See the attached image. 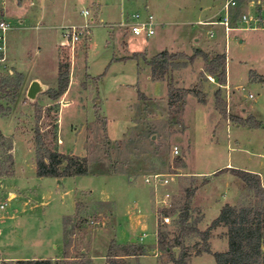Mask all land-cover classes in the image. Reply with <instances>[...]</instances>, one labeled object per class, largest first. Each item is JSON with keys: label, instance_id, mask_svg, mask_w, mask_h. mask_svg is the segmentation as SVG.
<instances>
[{"label": "rangeland", "instance_id": "rangeland-1", "mask_svg": "<svg viewBox=\"0 0 264 264\" xmlns=\"http://www.w3.org/2000/svg\"><path fill=\"white\" fill-rule=\"evenodd\" d=\"M226 1L0 0V18L13 25L0 78L24 75L15 102L12 87L0 91L1 102L11 108L0 117V131L7 134V140L0 138V167L10 165V140L14 158L13 172H1L5 175L0 178V264L31 258L108 264L109 246L131 241L145 246L141 264H174L158 248V230L184 238L192 252L190 264H217L212 254L195 252V246L206 244L183 234L174 224L176 215L190 214L193 224L216 199L264 214V200L223 169L259 173L264 184V128L229 117L253 115L264 122V81L257 78L264 75V30L242 29L239 21L244 12L262 9L258 0H238L227 36L220 23ZM147 8L160 23L156 34L148 40L133 37L124 23L133 12ZM84 9L90 10L89 26L78 42L64 43L66 26L80 29L88 20ZM23 16L25 23L20 22ZM197 48L211 55L226 53L225 85L209 79L201 57L171 70L164 80L151 78L146 61L153 55L165 49L192 55ZM136 52L139 55L131 58ZM61 60L70 61V83L65 94L53 100L49 92L58 87ZM36 78L42 89L31 98L27 80ZM170 82L191 90L184 105L179 101L170 106ZM224 102L226 115L220 112ZM37 128L52 148L86 157L89 173L38 176ZM217 168L223 170L207 178L192 174ZM152 173L174 175L168 186L173 193L170 209L157 207L153 189L145 182ZM11 191L17 197L8 200ZM164 214L173 218L169 225L160 222ZM210 224L198 226L205 230ZM225 236L227 228L216 227L209 243L224 250ZM174 253L178 256L180 248ZM125 258L136 264L135 258Z\"/></svg>", "mask_w": 264, "mask_h": 264}, {"label": "trees", "instance_id": "trees-1", "mask_svg": "<svg viewBox=\"0 0 264 264\" xmlns=\"http://www.w3.org/2000/svg\"><path fill=\"white\" fill-rule=\"evenodd\" d=\"M139 55L137 52L131 57ZM201 57L205 63V72L209 73L217 79L220 85L227 83V55L226 53H216L211 55L209 52L201 48L195 49L192 55L184 52H171L167 49L153 55L146 62L151 69V78L155 81L164 80L171 70L181 67H186L194 63L196 58ZM71 64L68 60H61L58 66V87L49 92V96L53 100L59 99L65 94L70 83ZM253 73L251 74V76ZM264 81V75L258 76ZM24 84V75L19 72L15 78H0V91L12 87L14 96L12 101L15 102L18 96V91ZM191 93L187 88H177L172 82L168 85V96L170 106L181 101L182 105L186 102V97ZM195 93V92H194ZM139 96L146 98L144 92H139ZM217 107L222 104L221 89L215 91ZM0 97V116L8 115L11 111L9 106H4ZM202 101V100H201ZM224 101V100H223ZM203 102V101H202ZM225 104V102H224ZM59 106L57 105V111ZM220 112L226 115V104L220 107ZM234 122L241 125H249L250 127H263L264 123L255 118L253 115L247 118L240 116H229ZM58 118L56 119V122ZM36 144V171L37 175L52 176L62 178L66 176L85 175L89 173V165L86 157H81L75 154H65L57 149L52 148L46 141L44 134L37 128L35 130ZM0 138L7 140V137L0 131ZM12 140L8 149V160L10 165L7 168L0 167V172L11 174L13 172L14 158L11 154ZM230 169L232 173L243 180L246 186L253 190L256 196L264 200V187L261 182V177L258 173L242 170L238 168H223ZM221 169V170H223ZM219 170V171H221ZM217 171V172H219ZM216 172V173H217ZM197 220L192 224L191 215L181 211L176 215L174 224L180 227L183 234L199 237L204 244H209L212 235V230L219 226L227 228L228 249L223 253L224 256L214 254L217 264H264V214L253 208H245L241 206L231 205L226 203L220 210L219 215L205 229L201 230ZM158 248L166 251L174 264H190L189 259L192 255L190 246L186 244L184 238L174 236L168 237V232L158 230L157 233ZM179 247L180 253L178 256L174 253V248ZM195 252L200 255L202 252H208L207 248L194 247ZM145 246L137 241H131L128 244L119 245L113 242L107 251L106 260L108 264H131L126 260V256L133 257L136 264H141L139 258L145 255ZM61 260L52 258L40 259H17L13 264H61ZM65 264H93L91 259H81L79 262H64Z\"/></svg>", "mask_w": 264, "mask_h": 264}, {"label": "built area", "instance_id": "built-area-1", "mask_svg": "<svg viewBox=\"0 0 264 264\" xmlns=\"http://www.w3.org/2000/svg\"><path fill=\"white\" fill-rule=\"evenodd\" d=\"M257 4L261 5L259 7L262 9V12H244L239 20L240 23L243 24L242 29L264 30V3H262V0H258ZM237 5L238 0H227L222 7L223 14L220 23L224 25L227 36L230 30L233 29L231 27L233 14L232 10ZM82 14L84 18H88V20L84 24L79 25L80 29H78L76 25L66 26L63 32L64 43L69 44L70 42H78L83 31L89 26L90 10L84 9ZM124 25L127 32L133 37H140L144 40H148L156 34V28L160 25V23L157 21L154 14L149 11V8H147L146 12H133ZM12 28L13 25L10 22H8L5 18H0V61L5 60L7 33ZM208 77L211 81H215L212 75H208ZM174 151L175 153H179L177 147ZM174 179V175L169 173H152L146 176L145 182L152 187L155 196V203L158 208L170 209L172 207L173 193L168 190V186ZM162 188L166 189L161 190ZM1 207H3V205ZM172 221V216L167 214H164L160 220L162 225H169Z\"/></svg>", "mask_w": 264, "mask_h": 264}, {"label": "crops", "instance_id": "crops-1", "mask_svg": "<svg viewBox=\"0 0 264 264\" xmlns=\"http://www.w3.org/2000/svg\"><path fill=\"white\" fill-rule=\"evenodd\" d=\"M20 22L21 23H25V22H27V18L25 17V16H23L22 18H20ZM242 40V39H241ZM138 51H141V50H138ZM128 58H130V57H128ZM127 58V59H128ZM150 72H151V69H150ZM259 76H260V74H258ZM258 78V77H257ZM28 81H30V85H29V88H30V86H31V84H32V82L33 81H38L40 84H41V86H42V82H41V79H34V80H27V83H28ZM227 82H228V77H227ZM229 84V83H228ZM243 110H245V109H243ZM0 117H2V116H0ZM263 122V121H262ZM264 123V122H263ZM4 134V133H3ZM5 136H7V134H4ZM227 168V167H226ZM231 168H233V167H231ZM217 171H219V168H217V169H214L213 171H211V172H208V173H200V172H197V173H192L193 175H195V176H197V177H210L211 175H214V174H216V172ZM227 171H231L230 169H227ZM256 173V172H255ZM259 174V173H258ZM5 174H3V173H1L0 172V178H2L3 176H4ZM260 175V174H259ZM260 177H261V175H260ZM63 178V177H62ZM261 182H262V185H263V187H264V184H263V181H262V178H261ZM14 194V196H16L17 197V193L16 192H13V191H11L10 193H9V195H8V200H10L11 199V197H12V195ZM216 202L215 203H213L211 206H208L206 209H203V212H201L199 215H201V216H203L202 218H200V220H199V225H201V224H203V225H207V224H210L218 215H219V213H220V210H221V208L226 204V203H229V204H231V205H236L237 203H230V202H226V201H222L221 203H220V200L219 199H216L215 200ZM3 204H1L0 205V207L2 206ZM3 207H4V205H3ZM3 207H1V208H3ZM209 211H213L214 213L213 214H215L214 215V217H210L209 219L207 218V214H208V212ZM200 227V226H199ZM219 227H225V226H219ZM1 231V230H0ZM223 231H225V230H223ZM210 241V240H209ZM223 243H224V247H226L224 250H222L219 246H216L215 245V243H209V244H207V245H205L206 247H207V249H208V252L207 253H209V254H212L213 256H214V254H218V255H221V254H223L222 252H225L227 249H228V238L225 236L224 237V239H223ZM226 243H227V246H226Z\"/></svg>", "mask_w": 264, "mask_h": 264}, {"label": "water", "instance_id": "water-1", "mask_svg": "<svg viewBox=\"0 0 264 264\" xmlns=\"http://www.w3.org/2000/svg\"><path fill=\"white\" fill-rule=\"evenodd\" d=\"M42 89L41 84L38 81H33L29 91H28V96L31 98H34L35 95Z\"/></svg>", "mask_w": 264, "mask_h": 264}]
</instances>
